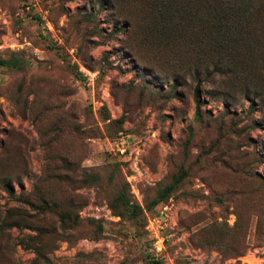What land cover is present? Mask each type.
<instances>
[{"label": "rangeland", "instance_id": "obj_1", "mask_svg": "<svg viewBox=\"0 0 264 264\" xmlns=\"http://www.w3.org/2000/svg\"><path fill=\"white\" fill-rule=\"evenodd\" d=\"M0 264H264V0H0Z\"/></svg>", "mask_w": 264, "mask_h": 264}, {"label": "built area", "instance_id": "obj_2", "mask_svg": "<svg viewBox=\"0 0 264 264\" xmlns=\"http://www.w3.org/2000/svg\"><path fill=\"white\" fill-rule=\"evenodd\" d=\"M88 80H89V81H91V80H92V78H91V77H88Z\"/></svg>", "mask_w": 264, "mask_h": 264}]
</instances>
